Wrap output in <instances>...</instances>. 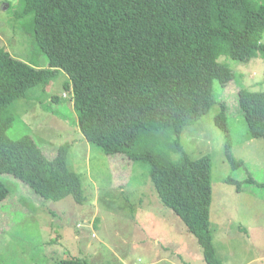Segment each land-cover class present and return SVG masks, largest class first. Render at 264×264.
<instances>
[{"label": "trees", "instance_id": "1", "mask_svg": "<svg viewBox=\"0 0 264 264\" xmlns=\"http://www.w3.org/2000/svg\"><path fill=\"white\" fill-rule=\"evenodd\" d=\"M27 14L48 67L0 47V174L44 199L82 202L80 178L67 166L68 145L48 156L32 136L7 134L14 121L9 105L31 89L45 91L64 73L83 137L107 155L147 160L160 202L195 237L203 260L222 264L210 232L211 158H190L181 138L216 103L214 80L225 86L236 76L219 56L247 62L259 51L264 58V0H22L20 15ZM52 101L60 97L53 94ZM238 104L248 134L264 139V90L241 87ZM214 122L224 133L226 160L234 170L243 168L233 152L225 104ZM224 181L237 191L244 182L264 187L251 174ZM8 195L0 179V202ZM53 264L91 263L68 258Z\"/></svg>", "mask_w": 264, "mask_h": 264}, {"label": "rangeland", "instance_id": "2", "mask_svg": "<svg viewBox=\"0 0 264 264\" xmlns=\"http://www.w3.org/2000/svg\"><path fill=\"white\" fill-rule=\"evenodd\" d=\"M21 12L22 0H0V47L15 58L48 67L33 40L32 15ZM257 53L247 62L219 56L218 62L236 76L225 86L214 80L216 103L186 126L181 138L190 158H211L210 232L222 264H264V187L244 182V189L237 191L224 181L251 174L264 183V139L248 134L238 104L241 87L264 90V58ZM66 79L60 73L45 91L31 89L14 100L9 105L14 121L7 134L12 139L32 136L48 156L68 145L67 166L80 178L83 200L44 199L12 175L0 174L9 189L0 202V264H53L68 258L91 264H207L195 237L160 202L150 163L107 155L83 137L70 93L64 89ZM53 94L60 97L59 103L52 101ZM220 103L227 108L234 155L245 163L237 170L226 160L224 133L214 122Z\"/></svg>", "mask_w": 264, "mask_h": 264}]
</instances>
